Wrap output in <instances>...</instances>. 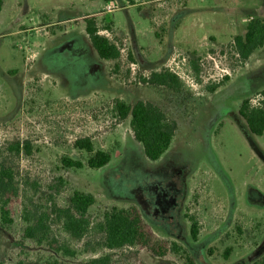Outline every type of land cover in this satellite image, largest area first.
Returning a JSON list of instances; mask_svg holds the SVG:
<instances>
[{"label": "rangeland", "instance_id": "obj_1", "mask_svg": "<svg viewBox=\"0 0 264 264\" xmlns=\"http://www.w3.org/2000/svg\"><path fill=\"white\" fill-rule=\"evenodd\" d=\"M130 1L3 0L0 167L13 171L21 190L12 226L0 229L5 264L24 255L29 260L50 256L48 248L21 239L23 206L48 213L51 235L67 241L53 212L67 206L72 190L96 197L92 216L112 205L136 206L155 236L181 244L195 264H251L264 256V136L252 135L238 115L240 103L256 104L264 89V53L242 67L232 46L244 33L250 9L235 11L237 0L233 5L228 0V17L221 0ZM109 2L117 8L113 13L104 11ZM84 12L95 13L99 34L121 48L117 62L96 56L84 20L65 21ZM129 44L133 64L126 58ZM173 65L185 84L181 91L139 83V76ZM225 76L224 86L207 92ZM115 98L130 105L148 101L176 122L175 138L158 161L144 157L128 119L117 123L110 106ZM80 138H89L94 151L110 153V163L89 169L90 155L73 147ZM25 142L29 154L12 148ZM62 157L84 167L63 168ZM56 177L68 186L54 194ZM185 213L198 222L196 242L189 237ZM93 241L89 236L68 244L81 250ZM135 251L122 249L113 259L180 264L173 257Z\"/></svg>", "mask_w": 264, "mask_h": 264}, {"label": "trees", "instance_id": "obj_2", "mask_svg": "<svg viewBox=\"0 0 264 264\" xmlns=\"http://www.w3.org/2000/svg\"><path fill=\"white\" fill-rule=\"evenodd\" d=\"M132 5L130 0H127ZM3 0H0V11ZM86 33L89 42L97 57L106 62H117L121 56V48L107 37L99 34V27L94 16L84 19ZM110 26L105 29H110ZM233 52L238 57L243 67L250 55L264 47V19L252 18L244 28L242 36L234 37L232 41ZM128 62L133 64L134 59L130 51L126 56ZM180 62V60L176 61ZM118 66L110 71V77L116 78ZM139 83L149 86H160L179 92L185 88L184 81L175 70V65L163 68L160 71L150 72L148 75L139 76ZM228 81L225 76L222 82L208 86L207 92L213 94L218 88ZM246 99L238 108L239 117L245 122L249 132L256 136H264V89L257 95L256 104ZM111 112L117 123L129 120V130L133 139L143 151L144 157L151 161H158L170 148L177 130L176 122L168 118L156 105L139 100L130 105L121 99L112 100ZM74 149L83 151L90 156L86 161L89 169L99 170L107 166L111 161V154L104 151H94L89 138L75 140ZM16 153L25 151L30 153L27 142L13 145ZM60 164L63 168L82 169L84 164L69 157H62ZM68 186L61 177H56L55 193H59ZM21 198V190L10 168L0 167V229L8 230L13 224L12 208ZM97 203L94 195L79 190H72L69 203L65 208L54 210L55 219L60 224L67 241L59 243L51 235L50 215L46 212H32L23 206L21 212L22 232L21 239L29 240L36 246L48 248V258H35L29 260L27 255L19 258L14 264H121L113 259L115 252L122 249L146 250L154 257H173L180 264H195L188 250L176 241L161 239L155 236L149 225L143 220L140 210L131 205L127 208L112 205L96 216H92L90 209ZM189 224V237L196 242L199 233L197 220L184 214ZM93 237L94 241L85 242L83 248L78 250L68 244V241L81 242L86 237ZM106 251L105 253H102ZM135 251V252H136ZM84 255V256H83ZM76 262L79 257H85ZM227 255V253L225 254ZM65 260H73L66 262ZM0 264H5L0 261ZM124 264H132L126 262ZM139 264V263H137ZM251 264H264V256Z\"/></svg>", "mask_w": 264, "mask_h": 264}, {"label": "crops", "instance_id": "obj_3", "mask_svg": "<svg viewBox=\"0 0 264 264\" xmlns=\"http://www.w3.org/2000/svg\"><path fill=\"white\" fill-rule=\"evenodd\" d=\"M228 0H221L220 1V3H221V7H222V9H223V11L225 12V10H226V12H225V15L227 16L228 15V17H229V12H227V10H229V8H228V6H226L225 5V3L227 2ZM231 1V4L233 5V0H230ZM228 3V2H227ZM237 4H235L234 3V6H232V7H234V9L233 10H235V11H241V12H243V10L244 9H250V11L248 12V13H245V14H247L248 16H249V19H247V22H248V20H250V19H252V18H260V19H264V0H237V2H236ZM3 6V5H2ZM157 11V10H156ZM113 13V12H112ZM244 13V12H243ZM88 14H92V15H88ZM88 14L87 13H81V14H79V15H76V16H74V17H71V19L69 18V19H67V20H65L66 22L67 21H78V20H84L85 18H87V17H90V16H94L95 17V13H89L88 12ZM149 15H151V13H149ZM148 15V16H149ZM157 16H158V14H156ZM146 16V15H145ZM148 18V17H147ZM243 20H241V22H242ZM234 23H235V28H236V24L238 23V21H233ZM240 22V23H241ZM247 22H242L243 24H242V27H243V30H244V28H245V25H246V23ZM84 23V22H83ZM165 28H166V26H164ZM233 26H232V28L230 27L229 29L231 30V32L233 33V31L234 30H236ZM162 31H163V29H161ZM235 32V31H234ZM153 33H154V31H153ZM231 33V34H232ZM154 35H155V38L156 37H158V35L156 34V33H154ZM233 35V34H232ZM234 35H236V34H234ZM234 39V38H233ZM129 42V41H128ZM92 47V46H91ZM129 48H130V53L132 54V57H133V59H134V54L132 53V50H131V46H130V44H129V46H128ZM93 49V48H92ZM142 48L140 47V50H141ZM93 51H94V49H93ZM95 52V51H94ZM258 53H264V47H262L261 49H259V50H257L256 52H254L252 55H250V57L248 58V60H247V62L245 63V67H247L250 63H251V61H252V63L253 62H255V60H256V58H257V55H258ZM96 54V53H95ZM97 56V55H96ZM262 60H264V59H262ZM262 60H260V61H262ZM108 77H110L109 75H108ZM110 78H112V77H110ZM113 79V78H112Z\"/></svg>", "mask_w": 264, "mask_h": 264}, {"label": "built area", "instance_id": "obj_4", "mask_svg": "<svg viewBox=\"0 0 264 264\" xmlns=\"http://www.w3.org/2000/svg\"><path fill=\"white\" fill-rule=\"evenodd\" d=\"M117 8H115V5L112 2H109L108 4L105 5L104 11L107 13L114 12ZM253 101V100H252ZM251 101V103H252ZM254 102V101H253ZM255 105V104H254Z\"/></svg>", "mask_w": 264, "mask_h": 264}]
</instances>
